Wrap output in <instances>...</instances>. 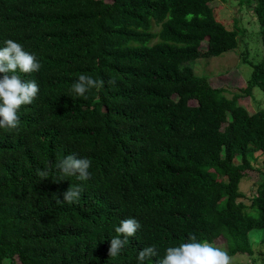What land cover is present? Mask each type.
I'll return each mask as SVG.
<instances>
[{
    "label": "trees",
    "instance_id": "trees-1",
    "mask_svg": "<svg viewBox=\"0 0 264 264\" xmlns=\"http://www.w3.org/2000/svg\"><path fill=\"white\" fill-rule=\"evenodd\" d=\"M217 1L0 0V48L12 39L41 65L17 70L40 91L17 128H0V264H139L151 245L159 255L143 264H158L193 234L231 257L255 255L264 109L249 108L247 95L264 90V0L254 6L263 58L242 92L196 67L242 45ZM81 74L104 86L77 96ZM68 155L91 161L90 179L62 174ZM246 180L256 181L250 193ZM77 184L78 202H63ZM129 217L141 229L110 257Z\"/></svg>",
    "mask_w": 264,
    "mask_h": 264
},
{
    "label": "clouds",
    "instance_id": "clouds-1",
    "mask_svg": "<svg viewBox=\"0 0 264 264\" xmlns=\"http://www.w3.org/2000/svg\"><path fill=\"white\" fill-rule=\"evenodd\" d=\"M0 48V128L15 129L19 126L18 111L23 105L32 104L40 89L35 81H24L17 75V70L22 73H32L40 70L41 65L35 55L29 53L24 47L12 40L4 41ZM11 74V75H9ZM108 83H114L109 81ZM104 86V81L94 79L92 76L81 74L72 85V91L77 96H85L92 89ZM58 169L64 176L76 175L81 181L90 179L89 169L91 161L88 158H78L68 155L58 161ZM41 178H47L48 170H38ZM84 188L81 184L71 185L64 193L63 202L72 204L78 202ZM141 229L138 219L129 217L122 219L115 228L118 234L111 238L108 254L110 257L120 255L129 243V238L136 236ZM154 245L146 246L138 253L137 260L143 264L146 259L158 256ZM158 264H232V257L219 246L208 241L198 240L196 235H190L189 242L176 247H169L165 256Z\"/></svg>",
    "mask_w": 264,
    "mask_h": 264
},
{
    "label": "rangeland",
    "instance_id": "rangeland-1",
    "mask_svg": "<svg viewBox=\"0 0 264 264\" xmlns=\"http://www.w3.org/2000/svg\"><path fill=\"white\" fill-rule=\"evenodd\" d=\"M259 0H219L217 13L227 19L224 21L228 28L236 26L240 30L239 35L242 45L228 51L219 57L198 60L196 67L201 74H206L215 87L227 85L233 91L242 92L249 82L254 69V64L263 58V43L260 36V23L254 11V6ZM220 8V9H219ZM220 10V11H219ZM233 18V21H232ZM243 36V37H241ZM244 58L246 60L244 61ZM229 96L232 93H228ZM250 102L249 108L253 111L264 109V90L258 84L252 88V93L247 95ZM264 166V162H259ZM256 181L246 180L241 190L250 193L254 190ZM250 213L259 215L257 208H250ZM250 238L255 249V255L244 257L243 255L232 257L233 263L240 264H264V229L253 230ZM224 249V248H222ZM225 250V249H224Z\"/></svg>",
    "mask_w": 264,
    "mask_h": 264
}]
</instances>
